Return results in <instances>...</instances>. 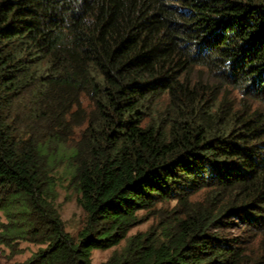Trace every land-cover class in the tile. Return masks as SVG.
Wrapping results in <instances>:
<instances>
[{
	"label": "trees",
	"instance_id": "trees-1",
	"mask_svg": "<svg viewBox=\"0 0 264 264\" xmlns=\"http://www.w3.org/2000/svg\"><path fill=\"white\" fill-rule=\"evenodd\" d=\"M19 240L46 246L22 264L124 241L103 264H264V0H0V245Z\"/></svg>",
	"mask_w": 264,
	"mask_h": 264
},
{
	"label": "rangeland",
	"instance_id": "rangeland-1",
	"mask_svg": "<svg viewBox=\"0 0 264 264\" xmlns=\"http://www.w3.org/2000/svg\"><path fill=\"white\" fill-rule=\"evenodd\" d=\"M64 168L59 169L60 174H57L61 179L58 180L60 186L58 187L56 205L61 214V218L64 222L66 231L73 236H77L80 231L85 213L78 204L79 194L74 186L70 184L67 178ZM174 204L169 206H159V209L163 210V215H159L157 212H143L140 214L141 221L135 226L129 233V236L137 234H151L152 236L163 234V226L172 218L169 216V211L173 209ZM173 225V223H171ZM226 235L237 236L240 234L238 229H227L224 232ZM126 245V241L122 242L118 247H114L108 250H95L92 253V264H103L106 262L115 251L120 252ZM44 245H37L25 240H19L18 245L15 248H8L4 245H0V264H22L26 262L33 254L42 248Z\"/></svg>",
	"mask_w": 264,
	"mask_h": 264
}]
</instances>
